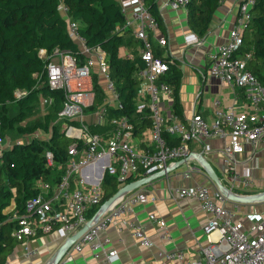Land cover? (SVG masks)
<instances>
[{"label":"built area","instance_id":"1","mask_svg":"<svg viewBox=\"0 0 264 264\" xmlns=\"http://www.w3.org/2000/svg\"><path fill=\"white\" fill-rule=\"evenodd\" d=\"M189 1L168 0L165 7L186 10ZM256 1L242 0L238 4L228 37L211 53L208 66L211 76L241 91L251 109L243 112H236L233 108L226 110L221 107L220 100L215 99L213 120L209 122L196 111L191 118L182 119L173 111L164 110L162 100L171 99L173 89L163 79L169 64L155 56L149 37L151 32L157 31L158 23L143 0H119L126 21L118 30L130 31L141 42L140 58L145 64L137 73L142 90L137 96L136 108L138 112L148 110L151 126L143 132L142 138L135 136V125L127 116L109 117L110 108L123 109V104L110 75L107 54L99 46L87 45L80 35L79 22L73 21L68 16L67 7L61 4L59 10L68 22V33L77 43L78 52L72 54L56 48L48 53L41 49L39 56L46 64L43 72L36 74L35 78L38 87L45 84L50 90L63 93L64 100L56 123L61 124L62 133L73 139L74 143L68 149L69 158L65 165L58 166L59 170L64 168L61 178L58 181L38 178L35 182L38 193L26 202L25 213H14L9 218L17 223L12 234L15 239L24 242L57 231L64 241H68L90 223L87 231L74 242L73 250L82 252L85 246H89L95 259L105 253L107 262L113 264L120 259L118 251L108 248L110 240L102 238L101 234L113 225H127L143 246L152 247L141 226L125 219L134 204L148 202L147 196L139 190L126 192L113 206L102 212L104 176L107 173L115 177L121 189L130 183L128 179L131 177L141 179L175 168L179 161H189L193 158L191 144L202 138L228 137L224 154L233 182L229 190L236 193L233 191L236 183L249 188L252 185L249 171L240 173L236 170V156L244 151L243 141L254 148L260 143L264 147V84L248 69L252 53L244 56L238 53L244 46V32L252 20L251 11ZM184 39L187 46L200 44L203 40L193 32ZM158 43L161 47L168 45L165 37L158 38ZM80 56H83V60ZM96 83L105 93L103 103L97 107ZM25 94L16 91L15 97L20 99ZM40 99L47 105L53 104L52 98L41 96ZM90 116H93V122L88 124L86 118ZM93 127L108 129L101 134L93 132ZM166 133L179 140V143L171 145L165 137ZM4 143L6 138L0 134L2 152L5 150ZM13 144L14 141H7L6 148H11ZM46 162L47 167L54 166L53 152H46ZM196 169L189 166L184 176L190 177V173ZM175 194L179 199H197L201 210L211 215L203 229L210 244L202 248L201 256L188 261L184 259V252L179 250L162 253L164 262L264 264V217L261 214L251 216L255 221L246 229L227 208V203L231 201L229 195L219 188L212 191L204 185L178 187ZM149 218L156 223H163L154 214H150ZM214 233L216 237L212 238ZM69 261L66 259L59 263L67 264Z\"/></svg>","mask_w":264,"mask_h":264},{"label":"trees","instance_id":"2","mask_svg":"<svg viewBox=\"0 0 264 264\" xmlns=\"http://www.w3.org/2000/svg\"><path fill=\"white\" fill-rule=\"evenodd\" d=\"M225 0H190L187 4V25L191 32L204 39L210 32L215 13ZM144 5L158 23L159 32L166 28L157 0H143ZM61 4L68 9V16L80 24V35L90 47L99 46L106 54L110 75L116 84L123 109L112 107L109 117L127 116L135 125V136L142 138L151 126L148 110L138 112L136 108L140 80L138 71L145 67L139 56H120V49L134 41L127 38L129 31L118 30L125 24L119 0H0V134L15 131L19 136L11 148L0 156V264H5L15 251L17 240L12 235L17 227L9 218L14 213L24 214L28 200L37 195L35 182L38 178L56 180L61 178L69 156L68 149L74 140L61 131L56 123L64 97L60 91H52L45 84L38 87L36 74H41L46 61L39 56L41 49L48 53L56 48L77 54L78 45L69 36L68 22L59 10ZM252 20L244 32V46L240 56L252 53L248 69L264 84V0H257L252 9ZM126 33V34H125ZM153 43L152 34H149ZM156 57L168 62L169 70L164 80L173 89V113L183 119V107L179 92L182 70L164 50L153 43ZM83 60V56H80ZM45 79V77H44ZM97 98L95 107L103 103L105 93L95 85ZM16 91L26 94L17 99ZM53 99L48 114L31 124L22 123L36 110L40 97ZM17 112H13V107ZM106 127H94L93 132L104 134ZM42 133L46 138L37 137ZM25 136V137H24ZM165 137L171 145L179 140L169 134ZM54 155V166L47 167L46 152ZM55 177V178H54ZM140 179L131 177L128 182ZM102 187L103 202L114 196L120 186L117 179L105 174ZM9 209H12L8 211ZM90 217L94 214L93 212Z\"/></svg>","mask_w":264,"mask_h":264},{"label":"crops","instance_id":"3","mask_svg":"<svg viewBox=\"0 0 264 264\" xmlns=\"http://www.w3.org/2000/svg\"><path fill=\"white\" fill-rule=\"evenodd\" d=\"M167 1L157 0L166 33L163 34L157 29L151 34L154 45L163 49L164 54L171 57L172 63L176 62L182 70L179 97L183 107V118H191L196 111L211 122L214 116L215 99H219L221 107L226 110L233 108L236 112H243L248 108L251 109L241 91L222 84L208 72L210 55L226 41L236 18L237 6L242 0H225L215 13L209 34L200 44L191 46H187L184 39L191 33L187 25V11L165 7ZM126 37L134 42L121 48L120 56L140 57L141 42L130 31ZM160 37L167 39V47L159 45ZM162 106L166 112H172V98H163ZM7 141L8 139L3 145L5 150ZM228 142V137L221 136L194 141L191 144L192 159L176 167L167 178L156 180L139 190L147 196L148 202L134 204L125 219L127 222L139 224L153 246H143L129 226L113 225L101 234L102 238L110 240L108 248L118 251L120 259L113 264H178L176 260L164 262L161 258L162 253L178 250L184 252L185 261L201 256L202 248L210 244V239L207 238L203 229L211 215L201 210L197 199L176 198L175 189L197 185L207 186L212 191L217 189L218 187L202 165L205 162L226 188H232L231 173H229L224 154L225 144ZM243 145L244 151L236 156L238 162L236 170L240 173L248 170L252 185L249 188H243L240 183H236L233 191L245 196L262 194L264 193V147L260 143L257 148H254L252 144L244 141ZM0 151L1 156L3 153L1 148ZM189 166L197 169L190 173V177H185L184 173L189 170ZM263 202L229 201L226 206L233 212L235 220L242 222L245 228L249 229L255 221L251 216L261 214L264 217ZM10 210L12 209L8 211ZM150 214L156 215L163 223L150 220ZM211 237L215 238L216 234L214 233ZM65 243L66 241L57 231L17 242L15 251L5 264H53ZM66 259H70L67 264H110L106 260L105 253H101V256L95 259L89 246H85L82 252L74 251L71 246L60 263Z\"/></svg>","mask_w":264,"mask_h":264},{"label":"water","instance_id":"4","mask_svg":"<svg viewBox=\"0 0 264 264\" xmlns=\"http://www.w3.org/2000/svg\"><path fill=\"white\" fill-rule=\"evenodd\" d=\"M185 162L187 161L185 160L179 161L176 167L180 166L181 164ZM202 165L208 171V175L210 179L215 183V185L220 190L225 191L229 195V198L231 201L239 202V203H254L258 201H264V193L259 194V195H254V196H245V195H239L234 192H231L229 188H226L221 183L218 176L212 170V168L208 165V163L205 162ZM175 168L167 169L166 171H161L156 174H153V175H150V176H147V177H144V178H141V179H138L136 181L126 184L114 196H112L111 198H109L103 203L101 207L102 212L108 210L111 206H113L126 192L140 190L141 188L147 186L148 184L166 177L168 174H170V172L174 171ZM89 225L90 223L84 228H82L75 236L71 237L68 241H66V243L61 247L60 251L56 255L55 262L53 264H59V262L66 255L67 251L71 248V246H73L74 242L87 231Z\"/></svg>","mask_w":264,"mask_h":264},{"label":"rangeland","instance_id":"5","mask_svg":"<svg viewBox=\"0 0 264 264\" xmlns=\"http://www.w3.org/2000/svg\"><path fill=\"white\" fill-rule=\"evenodd\" d=\"M142 90V87L140 86L139 87V91ZM51 106L50 105H47L45 104L41 99L39 100V103L37 104V108L36 110L22 123V125H26V124H31L33 123L35 120L37 119H43L45 117L46 114H48L49 112V108ZM18 110H17V107L14 106L13 107V112L16 113ZM57 120V119H56ZM86 122L89 124L91 122H93V116H90V117H87L86 118ZM94 128V127H93ZM38 137L41 138V139H44L46 138L42 133L38 132ZM25 137V136H24ZM5 138L8 139L9 142L11 141H15V139H19V136L16 135V132L13 131V132H10L9 134L5 135ZM24 140V139H23ZM0 154H1V151H0ZM77 177V176H75ZM264 203V202H263ZM262 207L264 208V204L262 205Z\"/></svg>","mask_w":264,"mask_h":264}]
</instances>
